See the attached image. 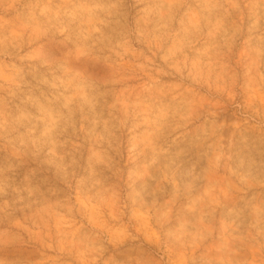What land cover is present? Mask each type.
<instances>
[{
  "label": "rangeland",
  "instance_id": "obj_1",
  "mask_svg": "<svg viewBox=\"0 0 264 264\" xmlns=\"http://www.w3.org/2000/svg\"><path fill=\"white\" fill-rule=\"evenodd\" d=\"M0 264H264V0H0Z\"/></svg>",
  "mask_w": 264,
  "mask_h": 264
}]
</instances>
